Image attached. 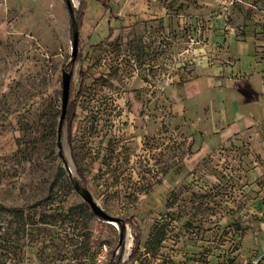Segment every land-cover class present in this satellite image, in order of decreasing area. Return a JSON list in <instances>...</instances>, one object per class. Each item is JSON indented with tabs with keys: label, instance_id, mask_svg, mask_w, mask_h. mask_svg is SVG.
<instances>
[{
	"label": "rangeland",
	"instance_id": "1",
	"mask_svg": "<svg viewBox=\"0 0 264 264\" xmlns=\"http://www.w3.org/2000/svg\"><path fill=\"white\" fill-rule=\"evenodd\" d=\"M107 2L0 0V264H264V0Z\"/></svg>",
	"mask_w": 264,
	"mask_h": 264
},
{
	"label": "water",
	"instance_id": "2",
	"mask_svg": "<svg viewBox=\"0 0 264 264\" xmlns=\"http://www.w3.org/2000/svg\"><path fill=\"white\" fill-rule=\"evenodd\" d=\"M68 13L71 18V60H73L78 51V30L74 25V16H73V9L74 3L73 0H64ZM72 78V72L63 70L62 77H61V113L59 116L58 126H57V148L61 151V134H62V127L65 118L66 108L69 99V90H70V83ZM64 162V161H63ZM65 163V162H64ZM75 189L78 195L82 198V200L90 207L91 212L98 218L102 219L105 222H119L117 218H114L107 213H105L93 200L91 193L84 187L75 184ZM125 237V229L123 226L120 225L119 228V245L122 244V241Z\"/></svg>",
	"mask_w": 264,
	"mask_h": 264
},
{
	"label": "trees",
	"instance_id": "3",
	"mask_svg": "<svg viewBox=\"0 0 264 264\" xmlns=\"http://www.w3.org/2000/svg\"><path fill=\"white\" fill-rule=\"evenodd\" d=\"M89 1L97 2V3L101 4L103 9L110 13V16H112V14H113V10L110 8V4H109V2H107V0H78V2H79L78 9L77 10L73 9L74 25H75L76 29L78 30V37H79V32L82 28L84 15L89 8V4H88ZM109 24L110 23H108V25ZM78 42H79V40H78ZM75 61H76V56L72 60L71 64H74ZM82 85L83 84L81 82L80 87H79L80 92L82 91ZM74 111H75L74 107H72V106L70 107L69 105H67L64 120H68V121L71 120V122H72V120L75 118V112ZM77 184L79 186L83 187V185H82V183H80V181H77ZM119 224L124 227L123 222L120 221ZM134 235H135L134 236L135 246H134L133 252L130 254V257L128 259L129 263H131L135 260V255H136V252L138 251V248L140 245V233L136 232Z\"/></svg>",
	"mask_w": 264,
	"mask_h": 264
},
{
	"label": "crops",
	"instance_id": "4",
	"mask_svg": "<svg viewBox=\"0 0 264 264\" xmlns=\"http://www.w3.org/2000/svg\"><path fill=\"white\" fill-rule=\"evenodd\" d=\"M250 108H251L250 109L251 113H250L249 121L254 127L253 130H258L262 128V126H264L263 125L264 123L263 122L264 121V104L261 103L260 101H255L254 103L250 104ZM244 119L245 118H243L242 120Z\"/></svg>",
	"mask_w": 264,
	"mask_h": 264
}]
</instances>
